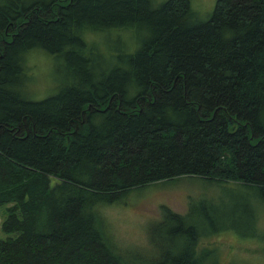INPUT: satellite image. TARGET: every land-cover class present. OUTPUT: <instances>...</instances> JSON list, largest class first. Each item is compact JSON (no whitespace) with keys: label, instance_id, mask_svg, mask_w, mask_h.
<instances>
[{"label":"trees","instance_id":"1","mask_svg":"<svg viewBox=\"0 0 264 264\" xmlns=\"http://www.w3.org/2000/svg\"><path fill=\"white\" fill-rule=\"evenodd\" d=\"M188 6L0 0V205L13 203L0 264H205L210 234L264 239L248 202L235 214L195 197L184 213L152 218L148 261L105 231L104 205L174 178L245 186L264 200V0H216L203 21ZM137 25L147 37L109 56L83 37ZM34 48L63 76L40 100L24 91Z\"/></svg>","mask_w":264,"mask_h":264},{"label":"rangeland","instance_id":"2","mask_svg":"<svg viewBox=\"0 0 264 264\" xmlns=\"http://www.w3.org/2000/svg\"><path fill=\"white\" fill-rule=\"evenodd\" d=\"M149 1L153 6H157L166 0ZM189 2L191 15L197 21H203L212 12L216 0H189ZM121 28L132 29V26L127 24ZM124 29L85 32L83 37L86 41L98 44L96 49L98 54L109 56L116 49L122 50L125 43H129L133 37L137 47L148 35L147 29L140 25L136 26V30ZM89 34L90 36L87 37ZM25 64L26 73L30 76L24 88L28 96L40 100L59 90L63 76L58 70L59 62L56 60L53 62L51 55L41 48L31 49ZM191 197H195L194 203L197 206L210 204L209 208L213 210H224L235 214L242 210L243 202H248L253 206L252 215L258 216V231L264 235V200L255 197L254 194L252 196V191L248 187L210 182L198 177L159 181L126 192L118 200L101 208L103 219L108 224L107 229L104 227L105 231L112 237L116 247L129 248L135 256L148 261L157 253L153 248L149 255L146 254L150 247L146 229L152 218L160 219L164 207L179 213L188 211ZM12 204L0 205V222L7 217L8 208ZM206 225L209 226V221ZM214 234L200 240V245H206L208 246L206 248L214 250V256L206 258L205 264H264V249H261L264 248L261 247L264 246V239H252L231 230ZM8 235L0 229V239Z\"/></svg>","mask_w":264,"mask_h":264}]
</instances>
